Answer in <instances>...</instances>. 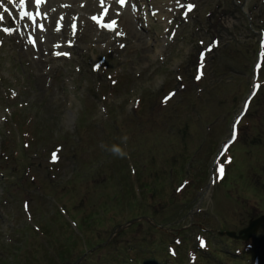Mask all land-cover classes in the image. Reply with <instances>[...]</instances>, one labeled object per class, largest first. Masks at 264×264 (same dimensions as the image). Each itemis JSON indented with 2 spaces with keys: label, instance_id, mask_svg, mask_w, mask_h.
I'll return each mask as SVG.
<instances>
[{
  "label": "rangeland",
  "instance_id": "obj_1",
  "mask_svg": "<svg viewBox=\"0 0 264 264\" xmlns=\"http://www.w3.org/2000/svg\"><path fill=\"white\" fill-rule=\"evenodd\" d=\"M186 3L194 6L191 11ZM157 5L162 12L145 13V25L134 20L131 29L123 27L125 36H80L70 59L46 53L36 58L17 39L5 38L0 49V264H62L60 252L71 264L83 248L105 244L120 222L143 211L166 231L135 223L79 264H169L170 247L187 264L190 249L197 254L192 264L198 258L199 264H249L251 254L264 264L263 226L249 238L256 251L246 257L229 254L243 241L217 237L223 226L237 231L264 214V187L258 181H264V119L257 120L256 105L242 120L250 126L230 147L229 181L207 188L215 155L253 81L264 0ZM199 61L204 76L196 81ZM258 71L264 78V61ZM193 88L202 91L195 95ZM172 90L168 101L160 99ZM140 107L141 114H135ZM18 112L17 123L5 121ZM173 123L189 124L186 139L175 134ZM56 145L60 159L51 165L48 156ZM113 145L127 155L114 156L108 150ZM198 173L199 181L193 178ZM186 177L193 183L177 192ZM173 192L184 193L171 204ZM88 202L96 204L89 212ZM61 208L77 220L76 230ZM201 228L212 255L196 247ZM216 251L229 255L217 258Z\"/></svg>",
  "mask_w": 264,
  "mask_h": 264
},
{
  "label": "water",
  "instance_id": "obj_2",
  "mask_svg": "<svg viewBox=\"0 0 264 264\" xmlns=\"http://www.w3.org/2000/svg\"><path fill=\"white\" fill-rule=\"evenodd\" d=\"M143 219H146L148 220L147 218H143ZM150 221V220H148ZM260 223H264V216L262 217H259L255 220H251L249 221V224L246 228L240 230L238 232V236L237 237H241L243 239L247 238L251 233H253L256 229V227L260 224ZM227 235L229 236H235L234 233H231V232H226ZM241 234H244L243 236H241Z\"/></svg>",
  "mask_w": 264,
  "mask_h": 264
},
{
  "label": "snow or ice",
  "instance_id": "obj_3",
  "mask_svg": "<svg viewBox=\"0 0 264 264\" xmlns=\"http://www.w3.org/2000/svg\"><path fill=\"white\" fill-rule=\"evenodd\" d=\"M10 2H11V0H10ZM42 2H43V0H36L37 5H39V4L42 3ZM101 2L103 3V0H101ZM120 2L123 3L124 0H120ZM20 3H21V4H24V3H25V0H20ZM192 7H194V6H192V5H188V10L191 11ZM5 11H7V9H5ZM24 16H30V14L27 13V12H25V13H24ZM22 18H23V17H22ZM93 19L95 20V19H97V18L94 17ZM0 20H3V16H0ZM112 23L115 24V21H113ZM4 31H5V32H8L9 29H4ZM120 34H121V33H117V35H120ZM262 46H264V44H262ZM65 55H67V54L65 53ZM196 78L199 79V78H200L199 75H198ZM53 158L55 159V154H53ZM218 171L220 172L221 175H223L224 169H223L222 166L218 169ZM201 243H202V246H203V242H201Z\"/></svg>",
  "mask_w": 264,
  "mask_h": 264
},
{
  "label": "clouds",
  "instance_id": "obj_4",
  "mask_svg": "<svg viewBox=\"0 0 264 264\" xmlns=\"http://www.w3.org/2000/svg\"><path fill=\"white\" fill-rule=\"evenodd\" d=\"M124 140H127V137L125 136L124 137ZM109 151H111V153L114 155V156H118L120 158H124L127 153L122 151V149L119 147V146H116V145H113L110 149H108Z\"/></svg>",
  "mask_w": 264,
  "mask_h": 264
},
{
  "label": "bare ground",
  "instance_id": "obj_5",
  "mask_svg": "<svg viewBox=\"0 0 264 264\" xmlns=\"http://www.w3.org/2000/svg\"><path fill=\"white\" fill-rule=\"evenodd\" d=\"M122 24L124 25V27L130 28L131 29V20L128 16V14L126 13L122 19ZM50 35L53 36V33L50 32Z\"/></svg>",
  "mask_w": 264,
  "mask_h": 264
},
{
  "label": "trees",
  "instance_id": "obj_6",
  "mask_svg": "<svg viewBox=\"0 0 264 264\" xmlns=\"http://www.w3.org/2000/svg\"><path fill=\"white\" fill-rule=\"evenodd\" d=\"M257 168V166L255 167V169ZM157 220V219H156ZM157 222H159V223H162L161 221H159V220H157Z\"/></svg>",
  "mask_w": 264,
  "mask_h": 264
}]
</instances>
